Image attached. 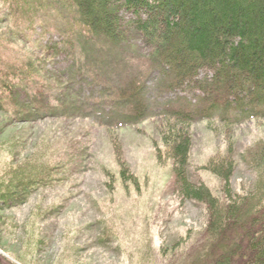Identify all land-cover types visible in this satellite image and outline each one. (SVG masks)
<instances>
[{"label":"trees","instance_id":"1","mask_svg":"<svg viewBox=\"0 0 264 264\" xmlns=\"http://www.w3.org/2000/svg\"><path fill=\"white\" fill-rule=\"evenodd\" d=\"M4 3L9 12L24 20L27 27L24 32L39 26L47 31L45 20H41L49 14L50 7L58 10L53 21L69 41V56L78 45L87 50L91 41L94 47L136 42L162 72L168 90L200 91L194 95L195 104L187 96L177 95L153 111L143 81L137 76L124 80L116 90L117 99L129 106V125L143 119L159 124L161 146L155 150L156 157L160 164L171 162L176 180L174 194L183 201H198L206 208L203 232H198L189 244L190 233L176 242L172 248L173 263L264 264V138L242 153L245 163L255 171L253 187L235 191L232 186L237 167L234 128L240 123L254 122L264 130V0H4ZM2 40L0 36V43ZM37 51L34 57L21 61L8 58L0 44V111L8 119L36 120L43 115L42 110L46 112L51 107L52 87L59 89V84L48 83L42 77L48 57L50 61L57 51L51 45ZM203 72L207 75L201 76ZM33 87V98L25 101L21 97L23 92H28L26 97ZM51 108L52 116L61 117L55 106ZM198 120L212 125L211 129L217 128L213 127L214 122L224 127L221 134L226 150L212 155L198 168L211 171L221 181L217 188L189 178L191 128ZM107 129L116 131L115 127ZM61 153L60 159L67 155ZM44 155V151L38 150L26 163H8L0 171V210L24 204L40 186H52L60 180L58 173L63 166L50 163ZM121 162L122 181L136 182L138 176L122 159ZM2 221L4 217L0 214L1 226L5 223ZM27 233L19 249L10 253L21 262L27 257L32 258V264H40L36 252L25 250L34 239L33 232ZM110 234L104 232L101 239H109ZM5 237L11 239L15 232H0V248L4 251L8 250L1 242ZM0 264L15 263L0 253Z\"/></svg>","mask_w":264,"mask_h":264},{"label":"rangeland","instance_id":"2","mask_svg":"<svg viewBox=\"0 0 264 264\" xmlns=\"http://www.w3.org/2000/svg\"><path fill=\"white\" fill-rule=\"evenodd\" d=\"M50 8L41 20L47 31L39 26L24 32V20L0 0V44L8 58L25 61L37 55V49L50 45L57 51L50 61L48 57L42 77L60 85L59 89L52 87L49 99L61 116H52L49 107L36 120L25 122L8 119L0 111V171L8 163H26L38 150L44 151L50 163L63 166L54 185H42L24 204L0 210L5 221L0 232H15V237L1 240L8 250L0 248V253L15 264L33 262L27 257L21 262L12 254L27 232H33L34 239L25 250L36 252L40 264H172L176 242L190 233L189 244L203 232L206 208L174 194L171 162L160 164L156 157L155 150L161 146L159 124L143 119L129 125V106L117 99L116 90L124 80L137 76L153 111L177 95L187 96L195 104L194 95L200 91L168 90L162 72L136 42L94 47L91 41L87 50L78 45L69 56V41L53 21L58 10ZM33 90L21 97L30 101ZM214 123L216 133L203 120L191 128L189 178L217 188L221 181L211 171L198 169L212 155L226 150L221 134L224 127ZM233 134L237 167L232 186L235 191L247 190L253 187L255 171L242 153L264 138V130L257 123L245 122ZM61 152L67 153L61 156L63 161L58 155ZM121 159L138 176L136 182L122 181ZM104 232L112 233L109 239H101Z\"/></svg>","mask_w":264,"mask_h":264}]
</instances>
